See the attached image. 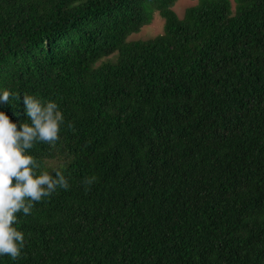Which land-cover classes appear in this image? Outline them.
Wrapping results in <instances>:
<instances>
[{
    "label": "trees",
    "instance_id": "16d2710c",
    "mask_svg": "<svg viewBox=\"0 0 264 264\" xmlns=\"http://www.w3.org/2000/svg\"><path fill=\"white\" fill-rule=\"evenodd\" d=\"M177 1L0 0V88L21 92L0 108L58 101L60 140L30 151L70 183L0 264H264V0Z\"/></svg>",
    "mask_w": 264,
    "mask_h": 264
},
{
    "label": "clouds",
    "instance_id": "9594fccd",
    "mask_svg": "<svg viewBox=\"0 0 264 264\" xmlns=\"http://www.w3.org/2000/svg\"><path fill=\"white\" fill-rule=\"evenodd\" d=\"M164 21V20H163ZM21 92L0 88V103H12ZM29 119L16 121L0 108V257L19 258L25 247L26 233L19 227V213H32L35 204L50 198L60 188H69L61 168H45L32 151L37 142L55 145L61 137L65 113L57 100L23 93ZM95 174L83 183L92 185ZM14 181V182H13Z\"/></svg>",
    "mask_w": 264,
    "mask_h": 264
},
{
    "label": "rangeland",
    "instance_id": "374dc122",
    "mask_svg": "<svg viewBox=\"0 0 264 264\" xmlns=\"http://www.w3.org/2000/svg\"><path fill=\"white\" fill-rule=\"evenodd\" d=\"M196 3L197 0H178L174 5L173 10L179 18H182L185 10L191 6H194ZM163 25V19L159 16V14L156 13L149 25L142 27L138 33L129 36L128 40L151 39L163 32ZM106 60H112V57L104 59V61Z\"/></svg>",
    "mask_w": 264,
    "mask_h": 264
}]
</instances>
